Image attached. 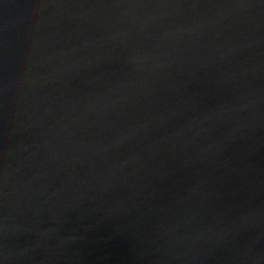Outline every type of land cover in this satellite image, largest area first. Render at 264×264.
<instances>
[{"label": "water", "instance_id": "water-1", "mask_svg": "<svg viewBox=\"0 0 264 264\" xmlns=\"http://www.w3.org/2000/svg\"><path fill=\"white\" fill-rule=\"evenodd\" d=\"M0 264H264V0H0Z\"/></svg>", "mask_w": 264, "mask_h": 264}]
</instances>
